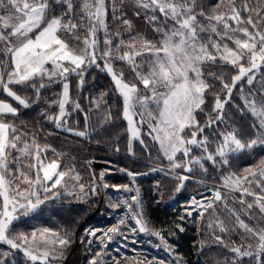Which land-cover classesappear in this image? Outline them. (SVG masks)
<instances>
[{
    "label": "snow or ice",
    "instance_id": "obj_1",
    "mask_svg": "<svg viewBox=\"0 0 264 264\" xmlns=\"http://www.w3.org/2000/svg\"><path fill=\"white\" fill-rule=\"evenodd\" d=\"M124 3L125 0H0V53L8 58L7 63L0 62V89L27 108L28 98L18 95L11 85L31 87L39 99L41 89L63 82L62 91L51 102L58 106V113L47 117L60 127L71 115L67 110L68 105L75 104V109H80L79 103L70 97L69 76H79V86L82 87L85 69L92 65L99 67L97 61L102 59L104 71L111 76L123 99V116L128 121L131 133L130 151L131 139L140 135L137 123L148 124L149 135L159 143L171 171L183 169L185 173H191L198 167L206 173L205 161L216 167L229 166L233 154L257 144L264 145V90H259L260 99H257L255 92L244 96V108H238L241 112L247 110L254 117L250 127L255 138L245 143L238 138L236 129L217 131L213 139H219L214 150H210L211 141L203 136L205 128L218 127L222 123L227 127L225 105L231 101L233 89L245 78L247 84L252 85L256 74L264 67V7L254 5L250 0H218L215 6L206 11L197 0H135L136 8L152 13L150 23L159 24L163 19V26L154 29L160 38L153 42L132 37L127 43L120 39L113 48V40L108 38L111 34L106 17L111 11L113 18L122 20L126 29L130 30L131 21L124 18L122 11ZM54 6L62 10L57 14ZM136 15L139 16L140 12L137 11ZM100 30L105 33L106 49L102 53L98 51L97 32ZM80 31L87 33L82 40L77 35ZM61 32L71 34L77 46H70L61 38ZM115 35L119 36L120 33ZM80 44L83 46L80 47ZM113 60L123 61L129 66L135 76L134 83L125 82L124 73L114 69ZM217 61L232 66L236 74L231 76L230 83L215 73L208 74L221 83L220 92L227 93V97L222 100L219 93L215 95L208 119L201 124L196 119V113L203 111L205 93L213 88L207 83L203 69L205 65L216 64ZM138 85H142V90ZM96 106L99 107L98 102ZM137 107L142 111L137 112ZM17 113V108L11 103L0 100V243L12 250H22L31 264H50L68 245L70 237L67 234L62 237L59 232L47 227L30 234H13L14 221L28 216L50 201L62 197L79 200L89 193L95 195L97 189L94 184L86 186L80 183L81 178L75 173L74 166L58 171V159L45 162L48 146L41 147L35 136L31 142L24 140L26 133L20 132L14 124L5 122L7 114L16 116ZM133 116H139L140 120H134ZM145 116L148 117L147 121ZM110 119L111 114L108 113L106 120ZM189 131L190 136H186ZM76 134L86 136L87 132ZM194 149L201 154L193 155ZM13 151L17 156L11 155ZM178 153L182 155V160L177 159ZM25 160L30 162L25 164ZM128 175L135 179V174L129 172ZM100 176L103 178L104 173H100ZM178 179L182 186L189 176L180 175ZM221 179L223 188L239 192L240 198L235 201L240 206L239 210L228 207L219 189L211 199L197 202L193 198L192 210L199 209L198 214L203 218L209 210L215 213L217 202H223L224 210L236 222L234 226L243 230L242 239L245 241L239 246L233 244L230 247L235 257L231 264H241L244 257L251 258L253 264H264V227L251 226L241 219L242 213L250 216L257 208L264 217V158L255 167L245 168L242 175L230 173ZM104 186L108 187L107 184ZM113 187L116 191H133L128 185ZM77 188L78 191L75 190ZM135 192L130 201L125 199L112 207L126 206L127 215L138 225V228L132 227L130 231L146 233L150 230L143 220L142 210H137L140 208L138 189ZM246 197H252L253 202L249 203ZM187 214L191 216L192 211ZM121 226L127 227L126 218H120L115 226L99 234V230L88 232V236L101 245V251L96 252L89 264H101L104 249L115 236H123V247H128V237ZM208 227L212 228L213 224L209 223ZM215 227L221 232L228 231L223 221L218 219ZM153 234L160 237L169 252L173 251L160 232ZM215 240L222 243L219 235L215 236ZM92 242L91 239L88 241L89 244ZM116 253L119 259L112 257L113 264L135 259L125 256L119 247ZM9 254L0 253V257ZM179 261L178 257L177 264ZM148 264L164 262L153 259Z\"/></svg>",
    "mask_w": 264,
    "mask_h": 264
},
{
    "label": "trees",
    "instance_id": "obj_2",
    "mask_svg": "<svg viewBox=\"0 0 264 264\" xmlns=\"http://www.w3.org/2000/svg\"><path fill=\"white\" fill-rule=\"evenodd\" d=\"M127 1L129 0H125V2ZM217 2L218 0H197V3L199 5H202L206 11L211 7L215 6ZM250 2H252L254 5L264 7V0H250ZM54 7L57 14L62 10L58 6ZM125 8L126 7L123 5V12ZM197 11H199V8H197ZM125 13H128V10H126ZM151 14V12H147L148 17H150ZM116 15L119 16L120 13L117 12ZM262 15H264V13H262ZM147 20H149V18H147ZM106 23L108 25V32L111 34L109 37H111L113 40L114 48L118 38L125 37L124 33H126L127 30L123 25L122 20L117 21L113 18V14L111 11L108 12V15L106 17ZM145 23L148 28H146L144 33L138 38L147 39L153 42L159 40L160 35L156 33L154 29L156 27L163 26V19L160 20L159 24H153L149 21H146ZM169 27H171V22H169ZM117 32L120 33L119 36L115 35ZM103 34L105 35L103 30L97 32V36H103ZM77 35H79L82 40V38L87 35V33L84 31H80L77 33ZM127 35L125 38H127ZM61 38L68 42L70 46L76 43L73 36L66 32H61ZM105 49V44L99 41L98 51L101 53L105 51ZM97 62L100 66L99 70L97 66H92L91 69H89V67L85 69L83 75L84 83L82 87L79 86V76L71 75L68 79L70 80L69 84L71 85L70 97L72 101L78 102L82 109H85V113L88 114L87 108L92 102V99L95 97V95L102 96L104 100V106L107 107V109L105 110L106 114L102 117L103 121L101 123V126H91L89 132L87 121L83 120V122L86 121V124H84L83 127L88 130V134L86 135L87 138H90L92 140L96 139L98 142H92L93 146L91 142H86V144L91 145H84V148L82 149H79L76 143L70 144V142L68 140H65L62 136H54L51 140L47 138L49 141L42 142V146L46 145L52 147L55 150H58L59 158L64 157L68 159L69 157L68 165L65 160H59L61 166L71 165L74 166V169L78 170L79 172L80 170L82 171L83 168L79 167L78 162H81L80 160L83 159L88 152L93 156L98 155L100 157H105L107 153L116 154V152L113 151L111 148L117 143V141H113L111 138L115 136L124 137L123 135L126 134L124 128L122 129V123L124 118L121 112L122 104L120 102L119 95L115 89L114 83L112 82L111 78L106 72L103 71L104 68H101L104 66L103 60L101 59ZM111 62L115 70H117L118 72L123 71L124 78H128L129 83L135 82V76L129 66L122 70V61L113 60ZM203 70L207 83L213 85V88L205 93V105L202 106L203 111L198 110L196 113V119L200 121L201 124H204L208 119L207 114L210 113L212 110V107L215 102V95L219 93L222 100L227 97V93L220 92L221 83L218 80H213L208 74L215 73L218 76H222L224 81L229 83L231 80V76L236 74V70L232 68V66L224 65L219 61H217L216 64L205 65ZM53 85L54 84H52L51 86ZM51 86L50 88L41 89L40 100L44 98H53L52 92L54 91L53 89H56L57 86H53V88ZM138 87H140L142 90L141 85H138ZM259 90H264V67H262L260 71L256 74V78L252 85L247 84L246 78L245 80L238 82L236 87L233 89L231 101L225 105V118L228 126L224 127L227 131H232L233 129H236L238 133V138L245 143L255 138L254 133L252 132V129L250 127V125L254 122V117L247 110L241 112L238 110V108H244L243 97L248 96L250 92H255L257 95V99H260L261 97ZM33 94L34 91L31 89V87L24 88V96H28L30 100L33 99ZM30 100H28L29 107H27L21 114L23 118L19 120L24 121L26 124H37V121H39L41 127H44V129H52V124L44 121L43 118V113L47 108L43 109V106L39 104L37 107V111H34V108H30ZM69 112L71 113L70 118L72 116L76 117V115L80 116V109L76 110L75 113H72L71 111ZM108 113L111 114L110 120H106ZM67 121L69 122L68 119ZM70 126H72L71 122H69L67 128H71ZM221 126L222 124H220L218 127L214 126L213 128H205L204 130L203 135L207 136L211 141L210 150H214L216 142L219 139L218 137L216 139H213V134L214 132H217L218 130L216 129L220 128ZM27 132L30 133V131ZM186 136H190V131L186 132ZM28 137L30 138L29 135ZM133 146L135 145H132V147ZM49 153V159H55L53 158V156H55V153L50 150H47L46 155ZM140 153L143 154V152ZM12 156H17V153L13 151ZM180 157L183 158L182 155ZM234 157V160H230L229 166L222 165L219 166V168L213 166L211 162H208L207 165V161H205L207 165V172L205 173L201 170H194L193 172L188 173L189 175H191L193 180L188 179L184 181L182 186L180 185L178 175H174L173 177L171 176V174L161 175L160 172H156V174H152L148 178L140 179V183L142 184L141 189L144 194V200L146 205L145 212L147 216L151 219V221H153V225H160L164 223L163 227L171 230L172 234L174 235L168 233L169 236L165 234L164 238L167 240V243L172 244L174 246L175 252L180 253L182 256H185V259H188L187 262L196 264L193 262L192 259L194 255H196L195 251L199 247H201V252L205 257V261H210L209 264H215L214 262H211V259L214 256L226 257L224 263L222 264H231V261L235 259V257L234 254L230 252V247L233 244L239 246L242 243H245V241L242 239L243 230L234 226L236 222L234 218L230 217L229 213L224 210L223 202H217V204L215 205V213L209 210V212L206 213L203 218H201L198 214L199 209L197 210V212H193L191 216H189L187 213L184 215L181 214L182 205L180 204H186L190 196L194 195L199 197L206 195L208 196V199H211L213 193L218 189L221 191L222 196L226 198L228 202V207H235L237 210H239L240 206L235 203V201L239 200L240 198L239 192H230L228 189L223 188L221 178L230 173L242 175L243 170L245 168L255 167V165L262 158H264V145L257 144L253 148H246L242 152H238ZM74 158H76L77 160H74ZM29 162V160L24 161L25 164ZM127 164H130L131 167L133 166L134 169H137L136 161L129 162ZM217 169L220 170L217 171ZM138 171L140 172L141 170ZM177 171H179L180 174L184 172L183 169H177ZM178 188L179 191L177 190ZM173 191V195L177 201L175 207L169 206L162 202L163 199L170 198L169 196H171ZM246 199L249 203L253 202L252 197H246ZM54 201L55 202L53 203L48 202L44 205H41L40 208H38L34 212H31L28 216H21L19 220L14 221V227L11 230L12 233L16 232V230L28 231L38 226H47V224L44 223L48 222V218H46L45 212H47L50 208L59 209L60 211L65 212L60 216V218H58L57 221L53 222L51 225L53 226V229H55L61 234V225H67V223L64 221V218H76L77 222V220L83 217V213H81L80 211L81 208H79V205L77 203L74 202V207H76L77 209L75 216H72L74 211H70V209L67 208V204L63 205L59 201ZM175 212H178L179 215L176 216ZM37 215H39V218H36ZM55 216L56 215L52 216L51 218ZM174 218L185 219V221L179 220V224L183 227L182 230L175 228L173 222ZM217 219L223 221L224 225L228 228L227 232H221L219 228L215 227ZM241 219H244L245 223H248L251 226L264 227V217L260 215L258 208L253 209L250 216H246L242 213ZM209 223L213 224L212 228L208 227ZM217 235L221 236L222 243H219L215 240V236ZM252 243L255 242L253 241ZM3 252H9L10 254L8 256L0 257V264H31V262L28 261L27 258L24 256L22 250H12L8 245L0 243V253ZM81 255L83 256L82 253L77 250H74L72 255L70 256L68 264H75L77 260L81 257ZM37 264H39V262H37ZM50 264H52L51 261ZM241 264H253V261L249 257H244Z\"/></svg>",
    "mask_w": 264,
    "mask_h": 264
},
{
    "label": "rangeland",
    "instance_id": "obj_3",
    "mask_svg": "<svg viewBox=\"0 0 264 264\" xmlns=\"http://www.w3.org/2000/svg\"><path fill=\"white\" fill-rule=\"evenodd\" d=\"M124 6L126 7L124 9V14H125L124 18H127L128 20L131 21L132 27L130 30L126 29L127 30L126 33L129 35L124 33L125 37L127 35V38L119 37L118 40L116 41V44L119 43L120 39H123L127 43L130 41L132 37L138 38L140 35L144 33L145 29L148 28L145 22L149 21L147 20V18L149 17L147 16V13L142 8L138 9L135 7V0H129L125 2ZM126 10H128V13H125ZM137 11L140 12L139 16L136 15ZM97 38L100 42L104 44V40H105L104 34L103 36H97ZM108 38H111V37H108ZM71 46L76 47L77 43H74ZM79 46L82 47L83 45L80 44ZM0 62H5V63L8 62V58L5 57L2 53H0ZM92 66H96V65H92ZM92 66H90L89 69H91ZM49 67L51 66L49 65ZM127 67L128 65L125 62H123L121 65L122 70ZM97 68L99 70L100 66ZM101 68H104V66ZM109 77L111 78L110 75ZM124 80L125 82H128L129 79L124 78ZM67 82L69 83L70 80L68 79ZM58 83L57 84L55 83L56 85L55 84L53 85V86H57L56 89L55 88L53 89L54 90L52 92L53 98L51 99L44 98L42 100H40V97L39 99H37L35 96V93L33 94V99L31 100L29 99L28 96H24L25 87L22 85H11L10 86L12 90L15 91L22 98H28V100H30L31 102L30 108H34V111H37V107L39 104L43 106V109L47 108L45 109L43 113V118H44V121L52 124L51 125L52 129L50 130L44 129V127H41L39 121H37V124L36 123L26 124L24 121L19 120L23 118L21 114L24 112L26 108L19 105V103L16 102L13 98L8 97L6 93H4L2 89H0V100L11 103L18 110V113L16 116L7 114L4 117L5 122H10L14 124V126L20 132L26 133V135L23 137L24 140L31 142L32 137L35 136L37 143L41 147L46 146V145L42 146V142L49 141L47 138L51 140L54 136H62L65 140H68L70 144L76 143L79 149L84 148V145H87V146L91 145L92 142H98L96 139L92 140L90 138H87V136H79L76 133L80 131H86L88 134V130L85 127H83V125L86 124V121L83 122V120H85V116H87V126L89 128V132H90L91 126H95L97 124L102 123V119L100 122H98L99 117L102 118V113H100L99 115L98 108L104 105V100L102 96L100 95H97V96L95 95V97L92 99V102L87 108L88 114L85 113V109H82V107L80 106V116L76 114H74L76 115V117L72 116L70 118V116H68L65 122L63 123V125L60 127H57L54 121L47 119L48 116H55L58 113V106L53 105L51 103L52 100L57 99L58 94L62 91L63 82H58ZM53 86L51 87L53 88ZM47 88H50V86ZM70 90H71V85L69 84V92ZM98 99L101 103L99 107L96 106L97 102L99 103ZM119 99L122 104L121 112L123 115V99L120 95H119ZM67 110L68 112L71 111L72 113H75L76 111L75 104L68 105ZM136 111L139 112V111H142V109L137 107ZM123 118L124 120L122 123V129L124 128V131L126 134L123 135L124 137L115 136L111 138L113 141H117V143L111 148L113 151L116 152V154L107 153L105 157H100L98 155L93 156L89 154L88 152L86 156L80 160L81 162H78L79 167L83 168V170L82 171L80 170V172L78 170H75V173H78L81 178L80 183H83L86 186H90L94 184V186L97 189L96 194L92 195L91 193H89L87 196H84L79 200H77L75 197H62L61 199L56 200V201L61 202V204L63 205L67 204L68 205L67 208H69L70 211H74L72 216H75L76 214L77 208L74 207V204L77 203L79 205V208H81L80 211L81 213H83L82 214L83 217L77 220V222H76V218H70V219L64 218V221L67 223V225L61 223L63 224L61 225L62 234L61 233L59 234L62 237L67 234V236L70 237V241L68 245L63 249V251L58 253V258L51 261L52 264H68L70 256L72 255L74 250H77L83 254V256L81 255V257L77 260L75 264H89V261L93 258L96 252L101 251V245L99 244L98 241L95 240V238L88 236V232L91 230H99L98 231V234H99L100 232H103L107 230L108 228L115 226L118 223V220L120 218L127 219V227L121 226V228L124 234L127 235L128 237V240H127L128 247L127 248L123 247V244L125 243L123 236H115L114 239L108 244V247L104 249V254L102 255L101 264H113L112 257H116L119 259L116 253V249L118 247L120 248V251L125 256L135 257L134 260H122L121 264H140V262H142V264H148V262L153 259L157 262L162 260L164 264H177L178 257L180 258L179 264H192L191 262H187L188 259H185V256H182L180 253L175 252V248L172 244L167 243V240L164 238V235L166 234L167 236H169L168 233H171V235H174L172 234L171 230L164 228L163 227L164 223L160 225H153L152 224L153 221H151V219L147 216L145 212L146 205H145V200H144V194L141 189L142 184L140 183V179L148 178L152 174L153 175L156 174V172H160L161 175L171 174V176L173 177L174 175L180 176V175L187 174L189 176V179L191 180L193 179L191 175H189L188 173L183 172L182 174H180V172L177 171V169L175 171L170 170V164L168 160L166 159V157L161 152L159 143L155 141L152 138V136L149 135L150 129L147 123H144L143 125L137 123L136 126L140 129V135L138 138L131 139V145H130L131 151H130L129 142H130L131 133L129 132L128 121L125 119L124 116ZM67 119L69 120V122H71V125H72L70 126L71 128H67L69 125V122L67 121ZM133 119L136 121H139L140 117L133 116ZM145 120L146 121L148 120L147 116H145ZM224 120H225V123L227 124L226 118H224ZM68 129H72V131H69ZM216 130H218L219 132L227 131L226 128L224 127V123H222V126L220 128H217ZM27 131H30V133H28ZM28 135L30 136V138L28 137ZM198 138L200 137L198 136ZM86 142H91V144H86ZM132 145H135V146L132 147ZM117 148L119 149L118 151L116 150ZM48 150L55 153V156L52 155L53 158L58 159V160H65V162L68 165L69 157L68 159L64 157L59 158L58 157L59 151L53 149L50 146H48ZM140 152H143V154H141ZM200 154L201 153L198 149H194L193 155L199 156ZM236 154L237 153L233 154L230 157V160H234L235 158L234 156H236ZM49 156H50V153L46 155L45 162H50L51 160H53V159H49ZM177 156H178L177 157L178 160L183 159L180 157L181 154L178 153ZM74 160H77V159L74 158ZM135 161H136L137 169H134L133 166L131 167L130 164H127L129 162H135ZM67 165H62V166L60 165V168L58 169V171L67 170ZM207 165H208V161H207ZM207 165L204 162L205 168H207ZM153 169H157V171H153ZM160 169H162V171H160ZM138 170H141V171L139 172ZM195 170H200V169L197 167ZM219 170L220 169H217V171ZM102 172L104 173L103 178H101L100 176V173ZM129 172L135 174L134 180L132 177L128 175ZM105 184L108 185L107 188L104 186ZM115 185H128L130 188L133 189V191L132 192L116 191L115 188L113 187ZM137 189L139 191L138 199L140 201V208L137 210H142L143 220L147 222V227L150 230L149 232H146L144 234L140 233L139 231H136L135 233L130 231V229L132 227H136V225H135L134 219H131L130 216L127 215L128 209L126 206L121 205V207L119 208L112 207L113 204H117L122 200L128 199L130 201L131 196L136 194L135 190ZM70 190H73V189H71L70 187ZM75 190L78 191V188ZM173 194H174V191L171 194V196H169L170 198L163 199L162 202L169 206L175 207L177 204V201ZM207 197L208 196L206 195L199 196V197L194 196V195L190 196L186 204H183V203L180 204L182 205L181 214L184 215L188 211H192V213L197 212L198 209L195 211L192 210L194 208V205L192 204L193 198L197 202H200L202 200L208 199ZM50 202L53 203L55 201L53 200ZM63 213L65 212L60 211L59 209L50 208L47 212H45V216L46 218H48V222H44V223H46L47 226H43V227L38 226L28 231L16 230V232H13V234H17L21 232L30 234L32 231L42 229L45 227L56 231L55 229H53V226L51 225L53 222L57 221L58 218H60V216ZM54 215L56 216L51 218ZM175 215L178 216L179 213L175 212ZM36 218H39V215H37ZM179 220L185 221L184 218H174L173 222H174L176 229L183 228L182 225L179 224ZM155 232H160L161 236L164 238V241H166L167 245L173 249L172 252H169L167 250V248L164 246V243L161 241L160 237L153 234ZM90 239L93 241L91 244L88 243ZM132 241H135V243H132ZM133 249H135V251H133ZM195 253L196 255H194L192 259L194 263L209 264L210 261L209 262L205 261V257L203 256L201 252V247H199L195 251ZM225 259L226 257H223V256H214L212 257L211 262H214L215 264H222L224 263Z\"/></svg>",
    "mask_w": 264,
    "mask_h": 264
},
{
    "label": "crops",
    "instance_id": "obj_4",
    "mask_svg": "<svg viewBox=\"0 0 264 264\" xmlns=\"http://www.w3.org/2000/svg\"><path fill=\"white\" fill-rule=\"evenodd\" d=\"M98 101H99V99H98ZM100 101H99V106H100ZM107 109V107H105L104 105H102L100 108H98V112H99V115H100V113H102V117L106 114L105 113V110ZM101 119L102 118H100L99 117V119H98V122H100L101 121ZM103 121V120H102ZM99 126H101V123L100 124H97V127H99Z\"/></svg>",
    "mask_w": 264,
    "mask_h": 264
},
{
    "label": "water",
    "instance_id": "obj_5",
    "mask_svg": "<svg viewBox=\"0 0 264 264\" xmlns=\"http://www.w3.org/2000/svg\"><path fill=\"white\" fill-rule=\"evenodd\" d=\"M135 221V220H134ZM135 224H136V221H135ZM136 227L138 228V225H136ZM140 233H142V232H140Z\"/></svg>",
    "mask_w": 264,
    "mask_h": 264
}]
</instances>
